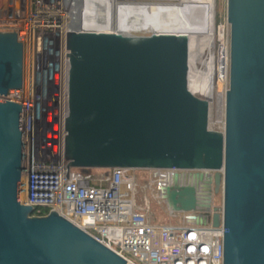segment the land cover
Here are the masks:
<instances>
[{
  "label": "water",
  "instance_id": "1",
  "mask_svg": "<svg viewBox=\"0 0 264 264\" xmlns=\"http://www.w3.org/2000/svg\"><path fill=\"white\" fill-rule=\"evenodd\" d=\"M227 21L218 131L212 103L190 89L189 32L134 35L76 28L73 19L65 154L74 168L172 170L159 188L169 210L196 213L189 219L201 225L222 222L224 264H264V0H227ZM23 77V43L0 32V95L20 89ZM22 112L0 99V264H131L56 211L31 216L20 202Z\"/></svg>",
  "mask_w": 264,
  "mask_h": 264
},
{
  "label": "built area",
  "instance_id": "2",
  "mask_svg": "<svg viewBox=\"0 0 264 264\" xmlns=\"http://www.w3.org/2000/svg\"><path fill=\"white\" fill-rule=\"evenodd\" d=\"M181 1L116 0L131 6L175 5ZM72 23L68 0H0V32H16L24 47L22 87L0 95V99L23 108L20 202L33 208L31 216L56 211L131 264H224L222 222L219 226L201 225L189 219L196 213H181L182 224H154L137 205V170L102 169L96 178L92 169L69 166L65 154L67 35ZM229 42V38L221 41L228 48V72L222 82H229ZM216 80L214 77L212 112L216 98L220 117L229 87L225 92L216 91ZM151 171L159 188L173 173Z\"/></svg>",
  "mask_w": 264,
  "mask_h": 264
},
{
  "label": "bare ground",
  "instance_id": "3",
  "mask_svg": "<svg viewBox=\"0 0 264 264\" xmlns=\"http://www.w3.org/2000/svg\"><path fill=\"white\" fill-rule=\"evenodd\" d=\"M69 3L76 28L106 31L121 29L126 33H130L128 29L142 28L152 29L154 32H189L190 89L212 103L215 76V0H182L175 5L124 7L118 6L115 0H69ZM219 54L216 78L222 82L226 79L228 66L221 76L224 68L222 49ZM202 72H206L208 77L203 76Z\"/></svg>",
  "mask_w": 264,
  "mask_h": 264
},
{
  "label": "rangeland",
  "instance_id": "4",
  "mask_svg": "<svg viewBox=\"0 0 264 264\" xmlns=\"http://www.w3.org/2000/svg\"><path fill=\"white\" fill-rule=\"evenodd\" d=\"M215 38H214V56H215V76H218V64H219V50L223 51V72L227 68V47L226 45H221V41L227 40L230 41V25L227 21V0H215ZM88 29V28H86ZM128 32L134 35H150L154 31L148 28L142 29H128ZM230 44V42H229ZM229 66H230V45H229ZM230 68V67H229ZM203 76L208 77L206 72H202ZM222 78V77H221ZM218 79V77H217ZM223 80V79H222ZM220 84V85H219ZM229 87L228 80L225 82H218L216 80L215 88L216 91L225 92ZM214 90V89H213ZM214 96V91L213 94ZM213 100V97H212ZM212 102V101H211ZM225 121V108L223 107V112L220 117H218L216 111V98L214 101V109L212 112L211 128L218 131H223V123ZM223 122V123H222ZM102 169H92V172L96 175V178L102 174ZM136 175L138 178V186L136 190V201L139 208L146 212L149 220L154 224H182L183 223V214L172 213L166 201L161 197L158 182L155 178L153 171L151 170H137ZM223 204V189L221 187L219 193L214 195V205L216 207H221Z\"/></svg>",
  "mask_w": 264,
  "mask_h": 264
}]
</instances>
